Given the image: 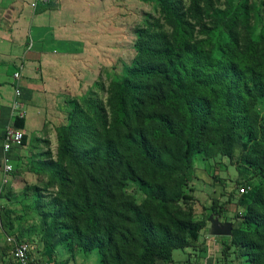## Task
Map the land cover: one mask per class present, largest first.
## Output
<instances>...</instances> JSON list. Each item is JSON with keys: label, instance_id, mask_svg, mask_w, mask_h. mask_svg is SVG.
<instances>
[{"label": "trees", "instance_id": "trees-1", "mask_svg": "<svg viewBox=\"0 0 264 264\" xmlns=\"http://www.w3.org/2000/svg\"><path fill=\"white\" fill-rule=\"evenodd\" d=\"M151 1L158 13L135 28L132 59L106 88L98 77L96 90L69 100L56 158L33 161L56 187L35 201L45 247L72 257L96 249L99 264H173L172 251L198 243L207 224L193 210L195 158L225 157L250 174L236 179L248 189L235 198L211 197L222 217L228 203L241 208L225 218L221 253L264 264V17L252 23L249 0ZM128 180L143 193L138 203L122 192ZM5 207L3 230L23 239Z\"/></svg>", "mask_w": 264, "mask_h": 264}, {"label": "crops", "instance_id": "crops-1", "mask_svg": "<svg viewBox=\"0 0 264 264\" xmlns=\"http://www.w3.org/2000/svg\"><path fill=\"white\" fill-rule=\"evenodd\" d=\"M30 1L0 0V176L6 128L16 126L24 132L23 144L13 146L6 154L14 169L0 192L3 206L19 181L35 175L30 166L39 159L44 142L57 141L56 128L66 122L69 100L86 90L104 68L119 65L120 35L125 29L121 27V17L127 18L120 14V0H48L38 2L35 7L30 6ZM16 87L20 89L19 100L26 112L22 118L16 117L11 106ZM19 120L22 126L16 124ZM196 171L199 185L214 187L216 192L210 177ZM213 190L207 194L211 196ZM217 216L225 221L221 215ZM208 223L201 230L205 236L209 233ZM6 235L14 234L6 233L0 223V264H16ZM206 240L212 244L208 246ZM203 241L201 251L194 250L195 245L186 247L193 250L184 264H215L214 244L222 242V238ZM29 242L32 264H77L76 259L80 264H95L81 255L70 257L64 248L51 253L38 241ZM191 258L200 261L191 263ZM155 264L165 262L158 259Z\"/></svg>", "mask_w": 264, "mask_h": 264}, {"label": "rangeland", "instance_id": "rangeland-1", "mask_svg": "<svg viewBox=\"0 0 264 264\" xmlns=\"http://www.w3.org/2000/svg\"><path fill=\"white\" fill-rule=\"evenodd\" d=\"M121 1V11L120 14L122 16H127L126 19H122L121 17V27H125L123 29V33L120 35V49H121V57L119 60V65L117 64L116 68L113 70V68H104L103 72H101L99 77L104 82V88L107 87L110 79H112V76H114L115 72H119L120 68L123 63H128L133 55H134V49H133V43L136 38L135 35V28L139 26L143 22L144 14L146 13H153L157 15V9H156V3H154L151 0H120ZM185 4H188L190 0H183ZM251 4L253 5V15H252V23L254 25L260 26V19L264 17V5L262 2L264 0H249ZM219 6H224V0H221V3L218 2ZM262 31V30H260ZM98 79V78H97ZM96 79V80H97ZM95 80V81H96ZM94 81V82H95ZM93 82V83H94ZM93 83L87 87L86 90L81 92L80 95L86 93L89 89L96 90L93 87ZM98 94L102 98V100L105 102L107 98V93L104 89H97ZM79 96V95H78ZM261 111L264 110V107L260 108ZM45 146L40 147L39 151V158L41 156L48 157V158H56V147H57V141L53 143L50 142L48 144V141L44 142ZM44 153V154H43ZM46 155V156H45ZM48 155V156H47ZM200 157L196 156L195 158V170L198 169L196 172L202 171L203 175L209 176L210 182L215 185V188L217 191L215 192L213 189L208 188L204 185H199V180L197 175L190 180V185L194 188L193 189V210L195 214V218L205 220L207 221V217L211 214H214L210 211V204H211V197H219L221 201L226 200V195L230 192L233 193L234 198L238 196V193L236 189H238L242 185H237L236 179L239 178L240 181L247 180L248 176L250 174V171L243 168V167H234L229 165V161L227 158H215L208 162L200 161ZM36 163V161L34 162ZM30 166V169L32 170L33 167ZM26 167V166H25ZM205 171V173L203 172ZM198 174V173H195ZM211 174H215L217 178L221 179L222 184H219V182L213 181ZM48 176L46 175H38L35 173V175L32 178L22 179L21 182L19 181L16 189L9 192L7 196V203L5 204V208L11 211V215L14 218V224L18 228H20V231L16 228L14 229L15 232H17V235L20 236V238H26L28 240L32 241H38L41 243L45 250L50 251L46 245V241L44 240L45 235L43 234V224L42 219L38 215V209L36 207V198L37 193L41 196L42 200H47L51 196V193L56 190V187H51L47 185L46 179ZM198 180V181H197ZM252 181V180H251ZM245 183V181H244ZM38 186V189H37ZM37 189V190H36ZM211 192V196L207 194L208 192ZM122 192L126 194L129 198H131L135 202H140L143 198V193L136 187L135 183L131 180H128L126 185L122 187ZM222 192L225 193L224 196L222 195ZM206 193V194H205ZM221 194V195H220ZM226 204V203H225ZM228 210L224 213V217H222V220H225V218H233L235 214H238L240 212V207L234 203H228L227 204ZM209 224V223H208ZM208 231L210 232L209 228ZM210 233L204 235L202 232L200 234L199 242L195 244L194 250H203L204 249V238H214L217 239L222 236H210ZM203 241V243H202ZM205 243L210 246L212 243L210 240H206ZM214 244L215 246V252L217 254L215 259V264H245L241 262L235 255L232 253V251H229L227 253V256H223L221 253V250L223 248L222 242ZM64 245H57L53 252H58L59 248H64ZM217 246V247H216ZM212 247V246H211ZM210 247V248H211ZM65 249V248H64ZM57 250V251H56ZM193 250V249H192ZM191 248H185V249H174L172 251V258L174 259L175 264H184L189 260V253L192 251ZM67 251V249H65ZM52 252V253H53ZM59 253V252H58ZM75 255H81L83 258H85L88 261L93 262L95 264H99L98 260V254L96 249H93L89 253H83L80 250H77V253ZM72 257V256H70ZM191 263L198 261L199 258H191ZM77 264L79 263V259H76ZM82 263V262H81Z\"/></svg>", "mask_w": 264, "mask_h": 264}, {"label": "built area", "instance_id": "built-area-1", "mask_svg": "<svg viewBox=\"0 0 264 264\" xmlns=\"http://www.w3.org/2000/svg\"><path fill=\"white\" fill-rule=\"evenodd\" d=\"M48 0H31L30 6L35 7L38 2ZM18 72L14 73L15 77H18ZM20 89L15 88L14 99L12 100L11 106L13 110L16 111V117L22 118L26 112L23 108L22 102L19 100ZM24 132L21 128L16 126H9L6 128L3 138H2V150L5 154L4 162L1 167V176H0V192L2 187L9 182L10 174L13 171V165L10 162L9 157L6 155L12 149L13 146H21L23 144ZM248 189V187L240 186L238 188L239 193H243ZM1 194V193H0ZM3 206L1 202L0 195V207ZM5 241L11 245L10 253L16 264H32V258L30 256L31 243L24 239H17L14 235H6Z\"/></svg>", "mask_w": 264, "mask_h": 264}, {"label": "water", "instance_id": "water-1", "mask_svg": "<svg viewBox=\"0 0 264 264\" xmlns=\"http://www.w3.org/2000/svg\"><path fill=\"white\" fill-rule=\"evenodd\" d=\"M209 222L210 234L214 236H230L232 231V223L230 221H220L217 215H209L207 217Z\"/></svg>", "mask_w": 264, "mask_h": 264}]
</instances>
